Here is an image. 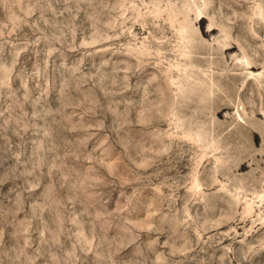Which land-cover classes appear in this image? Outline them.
<instances>
[{
  "label": "rangeland",
  "instance_id": "obj_1",
  "mask_svg": "<svg viewBox=\"0 0 264 264\" xmlns=\"http://www.w3.org/2000/svg\"><path fill=\"white\" fill-rule=\"evenodd\" d=\"M0 264H264V0H0Z\"/></svg>",
  "mask_w": 264,
  "mask_h": 264
}]
</instances>
